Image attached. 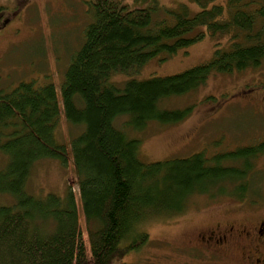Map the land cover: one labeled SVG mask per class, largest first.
<instances>
[{"label": "trees", "instance_id": "obj_1", "mask_svg": "<svg viewBox=\"0 0 264 264\" xmlns=\"http://www.w3.org/2000/svg\"><path fill=\"white\" fill-rule=\"evenodd\" d=\"M193 1L197 11L187 4L167 9L158 0L144 7L86 0L88 20L60 83L64 117L80 128L70 140L77 197L70 186L63 196L26 191L37 161H67L64 144L54 137L60 114L54 84L32 78L0 88L5 157L0 194L12 200L0 204V264H124L129 252L148 241L142 224L151 218L185 211L193 196L244 200L252 192L264 141L145 163L137 154L138 140L114 125L122 116L132 130L151 120L179 122L191 107L168 109L165 100L196 90L212 74L256 68L264 61V0ZM3 13L0 6V22ZM202 27L217 43L207 63L122 86L109 81L112 74L137 71L159 53L171 56L191 45L203 37Z\"/></svg>", "mask_w": 264, "mask_h": 264}, {"label": "rangeland", "instance_id": "obj_2", "mask_svg": "<svg viewBox=\"0 0 264 264\" xmlns=\"http://www.w3.org/2000/svg\"><path fill=\"white\" fill-rule=\"evenodd\" d=\"M132 7H144L150 0H125ZM227 0H216L225 4ZM160 6L177 9L193 0H158ZM3 14L0 22V88L9 89L20 80L34 78L37 84L52 82L57 89L60 114L54 137L67 151L65 164L56 159H41L30 171L26 191L43 197L47 193L63 196L71 187L78 196L77 176L71 163L70 140L80 128L67 123L61 108L60 83L71 54L81 42V31L88 20L86 0H0ZM7 19V20H6ZM6 20V21H5ZM203 37L177 50L171 56L159 53L137 71L115 73L109 81L122 86L128 80L180 73L207 63L214 55L216 40L205 31ZM198 32V30H196ZM222 49L227 38L220 39ZM168 109L191 107L183 120L164 124L149 121L142 129L124 126L125 117L114 125L126 128V135L138 140V157L145 163L188 157L203 151L213 155L264 141V61L256 68L231 73H215L196 90L169 98L162 104ZM80 133V132H79ZM5 157L0 153V167ZM253 190L244 198L193 196L189 207L170 216H155L142 224L148 241L137 251L129 252L124 264H255L261 248L253 247L251 237L241 230L264 220V155L257 161ZM0 194V204L11 203ZM233 225V235L221 247L210 243L202 248L210 230H224ZM252 253V254H251ZM250 256V258L247 257ZM264 258V252H262Z\"/></svg>", "mask_w": 264, "mask_h": 264}, {"label": "flooded vegetation", "instance_id": "obj_3", "mask_svg": "<svg viewBox=\"0 0 264 264\" xmlns=\"http://www.w3.org/2000/svg\"><path fill=\"white\" fill-rule=\"evenodd\" d=\"M251 229L248 230L245 228L244 230H241L242 234L246 236V238L251 237L253 241V247H259L261 248L262 252H264V220L258 221V223L255 224V226H251ZM233 235V225L228 226L227 229L224 230H210L206 236H204V244H202V248L206 250V248L214 250L213 248H210V243H213L216 247H221L227 242L228 236ZM262 252L260 251L259 255H257L254 258L255 264H264V258L262 255ZM217 253V250L215 251ZM252 254V253H251ZM248 258L250 256L247 255Z\"/></svg>", "mask_w": 264, "mask_h": 264}]
</instances>
